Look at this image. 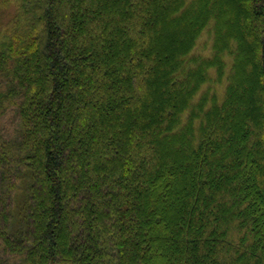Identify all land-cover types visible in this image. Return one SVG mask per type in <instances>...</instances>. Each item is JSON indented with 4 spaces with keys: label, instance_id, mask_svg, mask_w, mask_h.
Listing matches in <instances>:
<instances>
[{
    "label": "trees",
    "instance_id": "trees-1",
    "mask_svg": "<svg viewBox=\"0 0 264 264\" xmlns=\"http://www.w3.org/2000/svg\"><path fill=\"white\" fill-rule=\"evenodd\" d=\"M0 264H264V0H0Z\"/></svg>",
    "mask_w": 264,
    "mask_h": 264
},
{
    "label": "rangeland",
    "instance_id": "rangeland-1",
    "mask_svg": "<svg viewBox=\"0 0 264 264\" xmlns=\"http://www.w3.org/2000/svg\"><path fill=\"white\" fill-rule=\"evenodd\" d=\"M196 53H198V51H194V50H193V51L191 52L192 55H194V54H196ZM163 56H164V58L166 57V56H165V53H163ZM204 93L208 94V93H209V90H208L207 88H205V89L203 88V89L201 90V94H204ZM236 108H238V107L236 106ZM242 109H243V108H242Z\"/></svg>",
    "mask_w": 264,
    "mask_h": 264
}]
</instances>
